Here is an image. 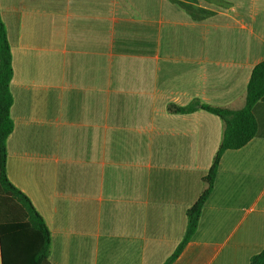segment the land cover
Listing matches in <instances>:
<instances>
[{"label":"crops","instance_id":"crops-1","mask_svg":"<svg viewBox=\"0 0 264 264\" xmlns=\"http://www.w3.org/2000/svg\"><path fill=\"white\" fill-rule=\"evenodd\" d=\"M202 21L172 0H0L13 57L7 174L45 220L51 264H164L182 241L224 124L264 61V0ZM258 133L226 151L172 264H250L264 249ZM1 264V257H0Z\"/></svg>","mask_w":264,"mask_h":264},{"label":"trees","instance_id":"trees-1","mask_svg":"<svg viewBox=\"0 0 264 264\" xmlns=\"http://www.w3.org/2000/svg\"><path fill=\"white\" fill-rule=\"evenodd\" d=\"M184 9L194 21H202L216 13L199 7V0H172ZM220 8H230L226 0H205ZM13 79V57L6 26L0 9V257L1 264H51V235L48 226L31 199L10 181L7 174V140L14 131L11 118L13 95L10 84ZM264 101V61L252 70L246 89L245 106L239 110L216 107L195 99L185 107L170 106L176 114H189L204 110L219 117L224 124L220 146L208 174L203 178V190L197 202L186 213L185 235L174 253L164 264H172L186 244L193 238L201 213L215 187L223 154L238 150L253 140L258 133V121L254 113L258 102ZM250 264H264V249L252 256Z\"/></svg>","mask_w":264,"mask_h":264}]
</instances>
